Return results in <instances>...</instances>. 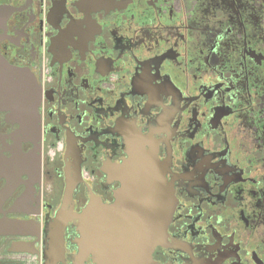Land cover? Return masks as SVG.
<instances>
[{
    "label": "flooded vegetation",
    "instance_id": "af4514ba",
    "mask_svg": "<svg viewBox=\"0 0 264 264\" xmlns=\"http://www.w3.org/2000/svg\"><path fill=\"white\" fill-rule=\"evenodd\" d=\"M0 14V54L40 97L0 111V264H45L68 182L76 215L92 194L114 203L127 160H156L175 190L153 264H264V0H0ZM79 224L56 264L79 262Z\"/></svg>",
    "mask_w": 264,
    "mask_h": 264
},
{
    "label": "water",
    "instance_id": "95a60500",
    "mask_svg": "<svg viewBox=\"0 0 264 264\" xmlns=\"http://www.w3.org/2000/svg\"><path fill=\"white\" fill-rule=\"evenodd\" d=\"M4 23L0 14V28ZM39 100L32 76L11 67L0 54V111L24 114L36 110ZM120 167L115 202L105 204L92 194L78 215L70 206L73 187L68 182L62 208L45 227V264H56L63 257L65 228L73 216L80 221L75 264L88 258L94 264H153V252L167 239L176 212L174 187L156 160H127Z\"/></svg>",
    "mask_w": 264,
    "mask_h": 264
},
{
    "label": "bare ground",
    "instance_id": "6f19581e",
    "mask_svg": "<svg viewBox=\"0 0 264 264\" xmlns=\"http://www.w3.org/2000/svg\"><path fill=\"white\" fill-rule=\"evenodd\" d=\"M73 218V217H72Z\"/></svg>",
    "mask_w": 264,
    "mask_h": 264
}]
</instances>
